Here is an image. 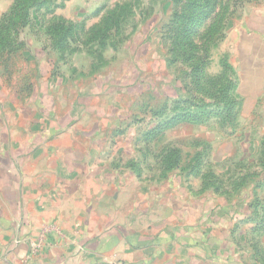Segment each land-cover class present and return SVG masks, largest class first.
Listing matches in <instances>:
<instances>
[{
	"label": "crops",
	"instance_id": "0c3cea01",
	"mask_svg": "<svg viewBox=\"0 0 264 264\" xmlns=\"http://www.w3.org/2000/svg\"><path fill=\"white\" fill-rule=\"evenodd\" d=\"M57 1L56 12L70 20L100 4ZM11 2L0 0V17ZM244 10L230 25L240 60V68L230 64L242 97L241 141L219 130L238 147L214 159L227 162L217 170L225 179L234 162L258 157L264 139V0ZM86 87L66 83L50 109L30 100L34 116L15 115L17 101L0 98V264H251V248L243 246L251 183L227 197L177 169L159 178L144 175L145 165L133 173L122 148L110 147L121 131L120 119L110 118L114 106ZM171 131L157 136L162 147L175 141L165 138Z\"/></svg>",
	"mask_w": 264,
	"mask_h": 264
},
{
	"label": "rangeland",
	"instance_id": "374dc122",
	"mask_svg": "<svg viewBox=\"0 0 264 264\" xmlns=\"http://www.w3.org/2000/svg\"><path fill=\"white\" fill-rule=\"evenodd\" d=\"M99 1L100 4L93 11L83 15H74L73 23L74 21L77 23L79 38L77 42L71 43V47H73L71 53L67 50L64 53L53 50L44 29L53 21L61 18L68 19L56 12L58 1L50 0L40 12L33 14L30 25L26 26L18 35V38L23 42L21 46L16 47L13 53H3L0 58V98L17 101V108L14 109L17 110L15 115H26L25 112L29 111L31 116H34L30 100L39 99L40 103L50 109L49 104L52 103V100L57 101L61 97L60 90L66 86V83L73 86L85 85L89 94L100 95L103 93L106 98L98 100H103L107 105L110 103L111 108L114 106L115 115L112 116L111 110L112 115L109 117L114 121L118 117L116 119H120L121 123L119 126L121 132H116L114 137L117 142L110 143V147L122 148V152L125 154L123 157L126 159L124 165L133 173L132 166L145 165L148 170L144 169V175L159 178L162 175L159 173L161 165L156 162L158 158L155 153L160 151L164 141L162 138L160 142L156 141L157 137L146 141L145 132L166 118L167 112L161 117H157L154 113L161 111L162 107L167 105V96L169 98L175 96L174 100H188V103L180 104V107L187 110L188 108L193 109L190 104L200 103L199 99L201 98L205 104L213 102L212 99L198 93L192 85L191 78L182 80L181 75L184 71H190L189 66L181 62L176 64L168 62L167 47L169 43L164 38L163 26L172 12L179 9L181 4L174 3V0ZM222 1L226 4L227 13L234 11L231 17L234 19V16L239 14L242 8L245 7L242 13L244 15L246 7L251 8L257 4L260 6L263 0H243L237 5L233 4V0ZM123 3L129 5L121 26V33L117 36L118 39L124 38L123 42L116 49L108 48L102 51V56H100L97 45L87 43L88 37L92 33L91 27L101 22L109 10L117 4ZM222 6L224 5L222 4ZM238 21L240 20H236L234 28L240 32L241 28L236 27L238 24L241 25ZM204 25H211V23ZM230 25L231 21L222 39L217 40L214 36L207 40L209 60L205 72L208 76H214L221 72V61L224 58L229 64L231 61L240 68L238 52L233 44L236 31L232 33ZM74 48L77 49L74 51ZM61 74L67 76L68 79L62 84L60 82L62 78L57 77ZM182 84H186L188 87H184ZM57 85H60L61 89L55 91L53 88ZM148 86L150 89L147 90ZM50 95L53 97L50 98ZM114 121H111L110 127L112 128ZM256 121L261 122L260 118L255 117ZM258 125L260 126V124ZM171 128L173 131L164 134L165 138L174 137L175 141L172 142L171 147L179 149L183 159L190 158L200 151L204 154L208 153L209 141H211L210 152L213 154L210 155L211 160L209 159V161L215 170H225L224 166L227 162L223 163L224 165L218 164L214 159L220 161L226 153L234 151L236 146L238 147L234 138L232 141L224 134L218 135V131L237 134L239 125L234 131H230L231 128L222 129L212 119L207 124L180 122ZM239 136L237 134L235 138L239 140ZM154 146H156V151L152 150ZM137 154H140V157L136 159ZM134 160L136 162H133ZM250 160L247 159L245 162L250 164ZM255 163L258 162L254 160ZM205 168L209 169L210 166L207 164ZM235 169L239 170L238 167ZM256 192L250 190V200L254 194L263 196L262 189ZM251 237L249 234L245 235L244 247L249 246ZM255 239H258L257 236Z\"/></svg>",
	"mask_w": 264,
	"mask_h": 264
},
{
	"label": "trees",
	"instance_id": "16d2710c",
	"mask_svg": "<svg viewBox=\"0 0 264 264\" xmlns=\"http://www.w3.org/2000/svg\"><path fill=\"white\" fill-rule=\"evenodd\" d=\"M49 1L12 0L9 9L0 17V58L3 53H13L16 47L21 46L23 42L18 35L30 25L33 14L40 12ZM242 1L233 0V4L237 5ZM174 3L181 5L179 9L172 12L163 26L164 38L169 43L168 62L169 64L181 62L189 66L190 71L183 72L182 80L191 78L192 85L198 93L212 99L213 102L205 104L201 98L200 103L190 104L193 109L187 110L180 107V104L188 103V100H174L175 96L173 98L167 96V105L162 107L161 111L154 113L157 117H161L167 112V116L145 132L146 141L156 138L180 122L207 124L213 119L222 129L231 128L230 130L234 131L238 125V113L242 105V97L237 92L238 82L235 71L224 58L221 61L220 73L208 76L205 72L209 60L207 40L214 36L217 40L224 37L234 11L227 13L226 4L222 0H174ZM128 7V3L117 4L109 10L101 22L92 25V33L87 43H95L100 56L102 51L108 48L116 49L122 44L124 38L118 39L117 36L121 33ZM207 23L211 25H204ZM76 27L75 21L73 23V20L65 18L46 25L44 29L52 49L59 53H64L66 50L71 53L73 51L71 43L77 42L79 38ZM76 49L74 48V51ZM182 85L188 87L186 84ZM146 89H150V86ZM172 144L164 145L159 152L155 153L158 158L156 162L161 165L159 166V173L162 174L160 177L166 176L168 171L177 169L186 177L198 178L203 189H211L227 197L238 193L243 186L250 183L254 193L261 189L264 191V139L260 141L258 157L254 159L258 163L254 164V160L249 162L250 164L243 161L234 162L233 167L229 168L230 172L226 179L210 165L211 145L207 150L208 153L204 154L200 151L190 158L183 159L180 150L171 147ZM207 164L210 166L209 169L205 168ZM255 165L260 167L259 171L253 170L252 167ZM236 167L239 170H236ZM132 168L137 175H141L140 166L135 165ZM247 208L250 216L245 219V222L252 224L248 231V234L252 236L249 243L252 251L251 264H264V247L259 239L264 233V192L261 197L254 194ZM256 236L258 239H255Z\"/></svg>",
	"mask_w": 264,
	"mask_h": 264
},
{
	"label": "built area",
	"instance_id": "2783aa9c",
	"mask_svg": "<svg viewBox=\"0 0 264 264\" xmlns=\"http://www.w3.org/2000/svg\"><path fill=\"white\" fill-rule=\"evenodd\" d=\"M39 242L41 243L42 241L39 240L38 243H39ZM38 243L33 244L32 248H33L34 251H37V249L39 248Z\"/></svg>",
	"mask_w": 264,
	"mask_h": 264
}]
</instances>
